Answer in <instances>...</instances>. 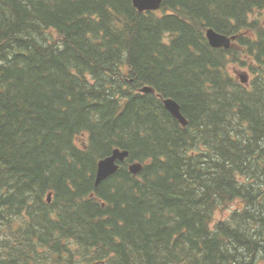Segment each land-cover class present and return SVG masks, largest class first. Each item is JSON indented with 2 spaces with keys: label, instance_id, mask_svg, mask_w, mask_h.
<instances>
[{
  "label": "trees",
  "instance_id": "obj_1",
  "mask_svg": "<svg viewBox=\"0 0 264 264\" xmlns=\"http://www.w3.org/2000/svg\"><path fill=\"white\" fill-rule=\"evenodd\" d=\"M261 12L0 0V264H264ZM118 148L128 159L96 186Z\"/></svg>",
  "mask_w": 264,
  "mask_h": 264
},
{
  "label": "water",
  "instance_id": "obj_2",
  "mask_svg": "<svg viewBox=\"0 0 264 264\" xmlns=\"http://www.w3.org/2000/svg\"><path fill=\"white\" fill-rule=\"evenodd\" d=\"M163 0H133L134 7L139 13H144L146 11H156L159 10L162 5ZM206 38L213 48H229L231 41L234 38H229L223 34L216 32L213 29H207ZM142 93L154 92L152 88L145 87L141 89ZM164 106L166 110L177 119L183 127L188 125L186 118L181 113V108L179 104L173 99H165ZM129 156V152L121 151L116 149L113 151L110 157L101 160L98 164V170L96 174V186H99L108 177L114 175L118 169V162H124ZM130 171L132 174L137 175L142 170L141 164H134L130 166ZM52 194H49L48 201L51 202Z\"/></svg>",
  "mask_w": 264,
  "mask_h": 264
},
{
  "label": "rangeland",
  "instance_id": "obj_3",
  "mask_svg": "<svg viewBox=\"0 0 264 264\" xmlns=\"http://www.w3.org/2000/svg\"><path fill=\"white\" fill-rule=\"evenodd\" d=\"M260 15H261V16L258 17V18L260 19V23L264 25V12H261ZM234 72H235V71H234ZM236 72L239 73V78H240V75H241V74H245V71H243V70H241V69H239V70L236 69ZM248 79H249V75H248ZM253 170H254L255 172H257V168H256L255 165H254V169H253ZM257 174H259V173H257ZM259 175H260V174H259ZM261 175H262V173H261ZM262 176H263V175H262ZM236 207H237V205L232 204L231 206H229L228 209L224 210V211L222 212V214H221V213H218V214H217V218L228 219V218L230 217L232 211H233Z\"/></svg>",
  "mask_w": 264,
  "mask_h": 264
},
{
  "label": "bare ground",
  "instance_id": "obj_4",
  "mask_svg": "<svg viewBox=\"0 0 264 264\" xmlns=\"http://www.w3.org/2000/svg\"><path fill=\"white\" fill-rule=\"evenodd\" d=\"M25 40V39H24ZM102 48V47H101ZM231 250V249H230Z\"/></svg>",
  "mask_w": 264,
  "mask_h": 264
}]
</instances>
